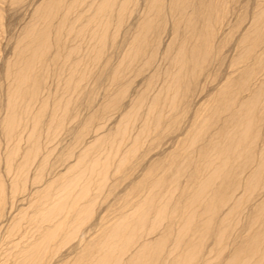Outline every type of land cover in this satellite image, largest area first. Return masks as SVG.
<instances>
[{
	"label": "rangeland",
	"instance_id": "obj_1",
	"mask_svg": "<svg viewBox=\"0 0 264 264\" xmlns=\"http://www.w3.org/2000/svg\"><path fill=\"white\" fill-rule=\"evenodd\" d=\"M52 2L0 0L1 155L12 149L1 132L9 101L18 109L14 89L27 87L16 75L35 52L40 77L26 113L44 124L23 192L13 196L3 176L0 264L22 262L48 227L31 224L40 162L60 186L91 167L94 182L106 176L86 203L70 206L72 191L63 207L78 214L46 264H258L264 0H64L75 7L67 27L55 29L62 9L35 45ZM21 135L18 162L32 148L28 130ZM13 215L25 216L21 236L8 231Z\"/></svg>",
	"mask_w": 264,
	"mask_h": 264
},
{
	"label": "bare ground",
	"instance_id": "obj_2",
	"mask_svg": "<svg viewBox=\"0 0 264 264\" xmlns=\"http://www.w3.org/2000/svg\"><path fill=\"white\" fill-rule=\"evenodd\" d=\"M52 1L53 2L50 5L48 11L41 9L40 10L41 12H39V18L38 19L41 18L42 24L45 25V27L42 30H40L39 28L34 29V31H36L38 33V35L34 37L33 43L35 45H38V44L45 45L44 44L45 43L44 32L47 28H49L51 26V24H52L51 21L57 15L58 12L62 11V9H63V11H62L63 12V16H62L63 18L58 22V24L55 25V29L57 31L62 30V29L67 27V26H65L66 25L65 23L68 20V16L72 12L71 10L75 8L73 4L68 5L67 7H66V5H63L64 0H52ZM177 1L180 2L181 0H177ZM107 3L108 2L105 1L99 6L100 13H105V11L108 9ZM204 9H205V11H207V7H204ZM101 25H102V23H101ZM34 54L35 55L32 56V58L29 56L30 58H28L26 61L22 62L23 70L18 72L16 75L17 81L24 82L27 84V87L25 86L26 89H25L24 93H21V91H20L21 89L19 90L17 88L18 86L16 87V85H15L16 88L14 90H16L19 93V97H18L19 108L15 109V105H14V104H16V103H14L15 100L13 101V99L10 98L11 100L9 101L8 112H7L5 118L3 119L2 123H1V132L3 134L4 141L6 144L5 147L10 145L12 148L11 149L12 151L10 150L9 153H6L5 156L4 155L2 156L1 155V142H0V218L4 215V207H5L4 204H5V199H6L5 198L6 185L3 181V176L9 175V174L12 175V180H11V183L9 185V188H10V193L13 196H15L16 194L22 193L24 188H25V182L27 181V177L25 175L26 171L30 167L34 158L41 153V149L43 150L42 147L39 148L37 146L36 141L39 137L38 136L39 133L42 135V133L40 131L42 129H44V124L41 123L37 118H35V120L33 119L34 117L30 119L28 116V113H26L27 112L26 110H28V108L31 106V104H27V101L28 100L33 101V99L37 95V93H36L37 89H38L37 80L40 77L39 74L34 72L33 62L35 61V59H34L35 57L41 56V53L39 54V52H35ZM22 87H24V86H22ZM55 127H57V126H55ZM57 128H56V130H57ZM24 130H28L26 142H29L31 144L32 148L27 154L25 153L24 159L21 162H18V160L20 159L19 158V156H20L19 146L22 144L21 141L23 140L21 133ZM51 132H52V130H51ZM50 135H49V137H50ZM38 142H39V140H38ZM40 146H42V145H40ZM113 151L115 152V148ZM25 152H26V150H25ZM21 153H22V151H21ZM111 154H113V153H111ZM111 154L109 156H111ZM17 158H18V160H17ZM75 162H76V160H75ZM42 163L43 162H40L37 165V168H36L37 173H35L33 175V177L31 178V185L41 184V186L39 187L40 189H38L36 186L37 190L35 191V193L39 192L41 190L43 193V195L39 194L38 196H36L35 201H33V203H32L35 214H34V218H32V220H31V224L33 225L35 223V225L37 226L36 229L40 228L41 224H43V223H47L48 227L43 228L41 226L42 232H40L39 236L36 235L37 238L35 240L33 239L34 241L30 245L28 244V246L26 247V250L28 249L27 251L24 248L25 252L22 253V256H23L22 262H20V263L17 262V263H13V264H46L47 260L50 257L51 252L53 253L54 251H56V248L59 247V245L63 244V239L66 236V227H67L68 220L69 219L72 220L78 214L74 211V209L73 210H70V209L67 210L63 207V206L69 205L70 202L67 203V199L71 196L72 191L77 189V188L80 190V191H78L77 195H74L72 197V202L70 205V206H76V205H78V203L90 200L94 196V194H93L94 189H95V191L96 190L101 191V189L104 186V180H105L106 176L101 175L102 180H100V182H98V183L94 182L93 177L98 176L99 174L97 173L96 169L92 168V167L90 169H87L86 172H82V174L79 173L77 175V177L72 181V183L70 180L68 183H66V185L60 186L58 183L59 181H57V180L55 181L52 178H49V179L45 178L44 167H43ZM1 166H3V168H4V174L1 173ZM75 166H76V163H75ZM62 177H60V178H62ZM70 179H71V177H70ZM86 180L88 181V183L85 184ZM94 183H95V185H94ZM92 186H94L93 190H91ZM14 218H16V215L12 216V218H11L12 224L10 223L8 231H10V234H12V235L21 236L23 233L21 231V229H22L21 223H22V220L25 219V216L22 215V217L17 218L16 220H18V219L19 220L16 223L13 222ZM53 220L55 221V223ZM38 224H40V226H38ZM179 229H181V228H179ZM58 241H59V244H58V246H56ZM53 242L55 243L54 245H52ZM256 249L258 250L257 247H256ZM256 249L252 245L251 247H249L248 250L255 251ZM242 250H244V248H242ZM255 252H257V251H255ZM260 253L261 252L258 251L257 256ZM19 254H21V253H19ZM263 263H264V258L262 256H260L258 258V264H263Z\"/></svg>",
	"mask_w": 264,
	"mask_h": 264
}]
</instances>
